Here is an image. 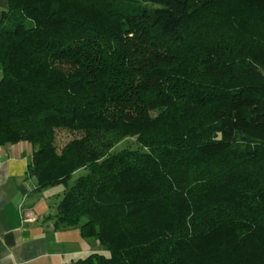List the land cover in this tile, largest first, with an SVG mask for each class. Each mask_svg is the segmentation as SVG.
Masks as SVG:
<instances>
[{
    "label": "trees",
    "instance_id": "16d2710c",
    "mask_svg": "<svg viewBox=\"0 0 264 264\" xmlns=\"http://www.w3.org/2000/svg\"><path fill=\"white\" fill-rule=\"evenodd\" d=\"M0 63L73 264H264V0H8Z\"/></svg>",
    "mask_w": 264,
    "mask_h": 264
},
{
    "label": "crops",
    "instance_id": "0c3cea01",
    "mask_svg": "<svg viewBox=\"0 0 264 264\" xmlns=\"http://www.w3.org/2000/svg\"><path fill=\"white\" fill-rule=\"evenodd\" d=\"M7 6L0 0V23ZM33 152L29 141L0 145V264H73L99 249L79 229L55 228L49 197L29 173Z\"/></svg>",
    "mask_w": 264,
    "mask_h": 264
},
{
    "label": "rangeland",
    "instance_id": "374dc122",
    "mask_svg": "<svg viewBox=\"0 0 264 264\" xmlns=\"http://www.w3.org/2000/svg\"><path fill=\"white\" fill-rule=\"evenodd\" d=\"M253 132V131H252ZM251 132V133H252ZM60 137H63L62 138V141H67L69 140L70 138H72V136L64 131L60 132L59 133ZM125 147V146H131V147H136V141L134 139H127L121 143H119L116 147H115V150H120V148L122 147ZM85 171L84 170H80L78 171L72 182H74V180L81 174H83ZM63 189H64V186L63 185H60V186H51V187H48L46 189H44L45 191V194L47 195V197H49L48 199V204H50V212L51 214L53 215H56L57 212H58V204L60 202V200L62 199V192H63ZM74 229H78V228H74ZM89 241H91V243H93L94 246H97V248L99 250H102V251H105L102 246L100 245V247L98 246V242H96V240L94 239H88ZM102 248V249H101ZM106 253H108L107 251H105Z\"/></svg>",
    "mask_w": 264,
    "mask_h": 264
},
{
    "label": "water",
    "instance_id": "95a60500",
    "mask_svg": "<svg viewBox=\"0 0 264 264\" xmlns=\"http://www.w3.org/2000/svg\"><path fill=\"white\" fill-rule=\"evenodd\" d=\"M219 138H221V133L219 134Z\"/></svg>",
    "mask_w": 264,
    "mask_h": 264
}]
</instances>
